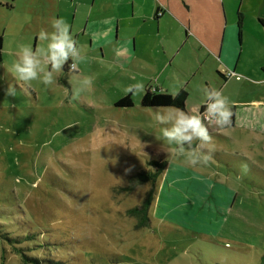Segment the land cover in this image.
I'll return each mask as SVG.
<instances>
[{"label": "rangeland", "instance_id": "1", "mask_svg": "<svg viewBox=\"0 0 264 264\" xmlns=\"http://www.w3.org/2000/svg\"><path fill=\"white\" fill-rule=\"evenodd\" d=\"M7 35L10 49L2 47L0 61V264H24L15 251L20 246L39 262L58 264H264V137L239 123L218 128L204 149L212 159L193 167L186 154H173L177 145L163 139L161 128L169 125L153 115L163 107H142L144 92L131 95V107L113 103L116 94L142 81L86 72L81 77H94L93 85L77 100H71L67 73L55 84L34 80L29 88L10 69L14 50L21 44L34 49L35 37L28 29ZM243 76L223 96L264 99V83L253 85ZM116 83L124 88L117 90ZM223 83L215 73L197 74L187 86L185 111L195 112L193 106L206 99L204 88L219 90ZM10 84L15 96L5 94ZM162 161L219 183L210 190L229 208L218 209L213 195H206L198 201L203 222L180 224L156 216L153 202L150 222L140 226L128 210L151 185L126 187L135 174L155 171V162ZM27 227L41 242L16 240Z\"/></svg>", "mask_w": 264, "mask_h": 264}, {"label": "crops", "instance_id": "2", "mask_svg": "<svg viewBox=\"0 0 264 264\" xmlns=\"http://www.w3.org/2000/svg\"><path fill=\"white\" fill-rule=\"evenodd\" d=\"M0 17V39L8 51L6 35L17 36L22 29L35 37L34 49L46 47V41L38 40L39 32H52L51 21L62 17L86 56L80 74L111 73L123 82L142 81L145 91L176 95L187 90L197 74L207 72L223 79L221 92L243 75L253 85L264 83V0H0ZM252 74L263 77L246 76ZM122 88L116 83L117 90ZM128 94H116L113 103ZM228 100L233 116L227 127L243 124L264 137V99ZM202 106L203 98L193 110L201 113ZM206 126L211 135L219 134L215 124ZM163 173L153 203L156 216L201 224L206 215L199 214V199L213 195L218 209L225 206L210 190L219 184L214 180L181 166L167 167Z\"/></svg>", "mask_w": 264, "mask_h": 264}, {"label": "clouds", "instance_id": "3", "mask_svg": "<svg viewBox=\"0 0 264 264\" xmlns=\"http://www.w3.org/2000/svg\"><path fill=\"white\" fill-rule=\"evenodd\" d=\"M105 23H111V20H106ZM51 27L52 32L41 29L38 34L39 41L47 42L46 47L43 44L35 49L31 45L18 46L17 58L10 71L18 81L29 88L34 80L52 85L57 82L56 77L63 73L64 65L71 60L68 64L69 83L73 85L71 100H77L82 92L91 90L94 77L80 75L79 64L86 56L83 49L77 46V41L70 32V25L61 17L54 18ZM126 91L135 95L144 92L145 88L143 84L137 83L128 86ZM203 91L206 98L203 113L199 110L186 112L175 106H167L153 114L158 124L169 125L161 128V134L169 144L174 143L178 146L173 149V154L177 156L186 154L187 162L193 167L207 164L212 159L211 155L204 151L212 141L205 121L208 124L214 123L218 128H224L231 125L233 116L229 100L221 91L215 88H204ZM65 92L68 94L69 90L66 88ZM5 94L15 96L16 90L10 84ZM196 141L199 143L193 147Z\"/></svg>", "mask_w": 264, "mask_h": 264}, {"label": "trees", "instance_id": "4", "mask_svg": "<svg viewBox=\"0 0 264 264\" xmlns=\"http://www.w3.org/2000/svg\"><path fill=\"white\" fill-rule=\"evenodd\" d=\"M239 17V23H241L243 19L242 11L238 12ZM1 50H2V43L0 39V61H1ZM71 63V60H69L64 68L63 72H68V64ZM132 94L129 93L128 95L124 96L123 98H120L117 100L115 105L117 107H131L133 105L132 102ZM188 97V91L183 88L181 89L176 95L169 94L167 92L154 90L151 88H148L144 95L141 98V106L142 107H151V108H158V107H167V106H175L177 108H180L181 110H186V100ZM205 111V106H202L201 113ZM206 124V121H205ZM194 147V145H193ZM157 165H159V168H157L155 171L150 172H139L135 174L133 177L129 179V184L126 187L128 191H132L136 188V186L141 185L143 183H150L151 188L148 190L145 198L142 200V202L139 205H136L128 210V213L134 217H136L139 220L140 226H145L150 222V216L149 211L151 208L152 203L155 200V197L157 195L156 191V183L157 179L159 177V174L162 173L165 168L167 161L162 162H155ZM26 228V227H24ZM21 239V240H20ZM17 241L27 242L29 244H37L38 242H41L38 238L33 229H30L27 227V230L24 232V234L19 235L16 237ZM41 246V245H37ZM16 252H19L22 254L24 258V264L26 263H32V264H58V261H45V262H39L38 259L35 257H29L25 253V248L20 246L19 248H16Z\"/></svg>", "mask_w": 264, "mask_h": 264}, {"label": "built area", "instance_id": "5", "mask_svg": "<svg viewBox=\"0 0 264 264\" xmlns=\"http://www.w3.org/2000/svg\"><path fill=\"white\" fill-rule=\"evenodd\" d=\"M161 14V12L159 13V15ZM230 75H232V74H230ZM207 122V121H206Z\"/></svg>", "mask_w": 264, "mask_h": 264}]
</instances>
